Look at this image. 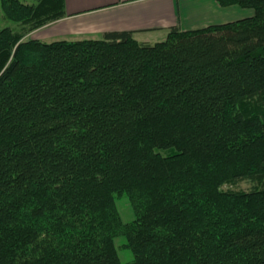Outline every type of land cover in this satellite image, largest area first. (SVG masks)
<instances>
[{
    "label": "trees",
    "instance_id": "obj_1",
    "mask_svg": "<svg viewBox=\"0 0 264 264\" xmlns=\"http://www.w3.org/2000/svg\"><path fill=\"white\" fill-rule=\"evenodd\" d=\"M218 1L254 13L151 44L0 0V264H264V0Z\"/></svg>",
    "mask_w": 264,
    "mask_h": 264
},
{
    "label": "crops",
    "instance_id": "obj_2",
    "mask_svg": "<svg viewBox=\"0 0 264 264\" xmlns=\"http://www.w3.org/2000/svg\"><path fill=\"white\" fill-rule=\"evenodd\" d=\"M253 13L237 5L222 6L218 0H64V16L27 37L74 41L129 31L137 41L152 44L164 40L172 27L192 31Z\"/></svg>",
    "mask_w": 264,
    "mask_h": 264
},
{
    "label": "rangeland",
    "instance_id": "obj_3",
    "mask_svg": "<svg viewBox=\"0 0 264 264\" xmlns=\"http://www.w3.org/2000/svg\"><path fill=\"white\" fill-rule=\"evenodd\" d=\"M0 15H1V13H0ZM55 21L56 20L50 21L47 24H45L44 26L52 24ZM7 25H10V22H5L0 17V28L6 27ZM44 26H42L38 29H41ZM27 34H29V33H27ZM27 36L28 35L25 36L26 39H28ZM40 39H42V38H40ZM45 41L50 42V41H54V40L45 39ZM217 171H219V170H217ZM217 171L214 170V172H217ZM252 187H253V183L248 182V181H243V182H239V183L225 184L221 187V189L223 191H249ZM115 207H116V211H117L119 218H120L122 223H129L133 220V218H134L133 209L131 206L130 199L127 195L122 194V195L116 196ZM115 244L117 247V251H118L120 261L124 264L131 262L133 260V256H132L131 252L124 247L125 237L123 235H117L115 237Z\"/></svg>",
    "mask_w": 264,
    "mask_h": 264
}]
</instances>
